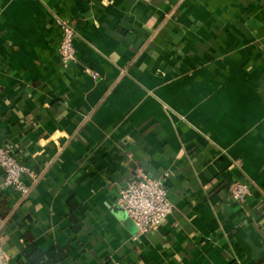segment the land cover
Masks as SVG:
<instances>
[{"label":"crops","instance_id":"obj_1","mask_svg":"<svg viewBox=\"0 0 264 264\" xmlns=\"http://www.w3.org/2000/svg\"><path fill=\"white\" fill-rule=\"evenodd\" d=\"M0 148L35 173L0 192L10 264H264V0H0ZM143 174L173 207L150 234L117 206Z\"/></svg>","mask_w":264,"mask_h":264},{"label":"built area","instance_id":"obj_2","mask_svg":"<svg viewBox=\"0 0 264 264\" xmlns=\"http://www.w3.org/2000/svg\"><path fill=\"white\" fill-rule=\"evenodd\" d=\"M59 26L62 32L59 55L62 63L68 66L77 59L74 45L77 35L74 24L68 19L59 20ZM0 168L4 173L0 192L11 189L23 196L29 194L30 189L25 178L34 177L35 173L26 164L19 162L11 149L0 148ZM229 192L235 200L243 201L251 194V187L247 183H236L229 187ZM117 206L124 210L141 234L156 231L173 212L164 183L144 174L120 187ZM0 264H10L1 246Z\"/></svg>","mask_w":264,"mask_h":264},{"label":"trees","instance_id":"obj_3","mask_svg":"<svg viewBox=\"0 0 264 264\" xmlns=\"http://www.w3.org/2000/svg\"><path fill=\"white\" fill-rule=\"evenodd\" d=\"M67 251L68 248L56 246L51 251L44 253L37 245L31 243L23 251L21 264H61L67 256Z\"/></svg>","mask_w":264,"mask_h":264},{"label":"water","instance_id":"obj_4","mask_svg":"<svg viewBox=\"0 0 264 264\" xmlns=\"http://www.w3.org/2000/svg\"><path fill=\"white\" fill-rule=\"evenodd\" d=\"M119 209L124 212V210L122 208L119 207Z\"/></svg>","mask_w":264,"mask_h":264}]
</instances>
